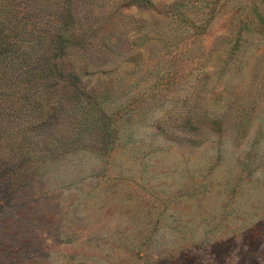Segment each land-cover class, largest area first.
Segmentation results:
<instances>
[{
  "label": "rangeland",
  "instance_id": "374dc122",
  "mask_svg": "<svg viewBox=\"0 0 264 264\" xmlns=\"http://www.w3.org/2000/svg\"><path fill=\"white\" fill-rule=\"evenodd\" d=\"M87 5L56 119L0 136V264H264V0Z\"/></svg>",
  "mask_w": 264,
  "mask_h": 264
},
{
  "label": "trees",
  "instance_id": "16d2710c",
  "mask_svg": "<svg viewBox=\"0 0 264 264\" xmlns=\"http://www.w3.org/2000/svg\"><path fill=\"white\" fill-rule=\"evenodd\" d=\"M3 1L6 4L0 12V136L8 141L12 137L24 139L28 134L26 130L39 128V132L56 119L55 109L60 99L46 97L58 90L62 75L59 64L53 59L64 52L66 45L59 25L73 23L79 8L89 9L90 0H55L57 6L53 8H49L52 2L47 0ZM9 2L10 7H7ZM19 6L21 13H18ZM33 12H40L41 17L47 14V17L30 19ZM49 13L55 16L51 27H48V21L52 20ZM29 19L32 26L28 24ZM42 28H58L55 44H50L51 39L47 41L44 34L36 31Z\"/></svg>",
  "mask_w": 264,
  "mask_h": 264
}]
</instances>
